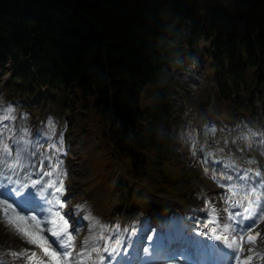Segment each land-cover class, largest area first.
<instances>
[{"label": "trees", "instance_id": "obj_1", "mask_svg": "<svg viewBox=\"0 0 264 264\" xmlns=\"http://www.w3.org/2000/svg\"><path fill=\"white\" fill-rule=\"evenodd\" d=\"M180 38L225 41L233 56L255 41L256 76L264 71V0H0V46L91 92L130 152L138 92L158 75L152 46Z\"/></svg>", "mask_w": 264, "mask_h": 264}, {"label": "rangeland", "instance_id": "obj_2", "mask_svg": "<svg viewBox=\"0 0 264 264\" xmlns=\"http://www.w3.org/2000/svg\"><path fill=\"white\" fill-rule=\"evenodd\" d=\"M209 44L207 40H201L199 42L198 46V59L202 62L205 63L206 71L207 73L211 72V66L207 63L208 60V48ZM3 83L0 85L2 86ZM11 88V87H10ZM13 89V88H12ZM11 93L17 94L19 92L17 91H11ZM191 93H187V95H190ZM202 94V95H201ZM215 95L214 90L210 89L209 90H204L203 92V86L201 85V91L200 93L193 92V94L189 97L188 101H190L191 107H194L196 109L200 108H206L208 103H211L212 100V95ZM169 96H172V94H169ZM195 100V102H194ZM208 102V103H207ZM146 103V97L143 96L141 98V104ZM177 104L174 103L173 106H176ZM262 110L259 112V116L255 119L256 125L252 126L251 129V134H246L244 132H240V129L238 126H234L236 128V134L232 132H228L227 139H229L230 143L238 142V144L248 143L249 148L247 149V152H251V144H255L256 147H258V144L260 143V140L257 138L258 134H262V131L264 130V102L259 103L258 108ZM56 111L57 116H64L65 119L67 120L68 123H74L75 121V111L70 112V111H65L63 110V107H59L58 109H54ZM172 110V107H171ZM218 108H214V114L217 112ZM219 113V112H218ZM217 113V114H218ZM89 119L86 120V122H80L75 126V133L79 134L80 140H76L73 138V135L71 136V142H73L72 149L70 151V155L74 156V154L77 153L78 150L81 148V143L83 144V153L84 157L87 161V164L90 168L89 172V185L90 187H99L103 189L108 190V198L112 197V188L114 187L113 184L115 185L116 179L118 177V173H116L115 169V163L114 160L112 159L108 147L105 143V138L103 134V129L102 126L94 119H90V115L88 117ZM72 126V125H71ZM72 133V129H71ZM70 133V134H71ZM165 134H159L160 138V143L161 145V137H162V143H164V140L166 141V136ZM161 135V137H160ZM225 143H228V141L225 140V142H222L223 147L220 149L217 144H212L213 146V153L219 156L220 154H223L225 156V152L228 153V146L225 147ZM168 146V145H167ZM166 148V147H164ZM236 151V150H235ZM79 152V151H78ZM254 154H258L257 152ZM72 160V170L70 168V173L68 174L69 177V182H70V177L73 176V180L71 181V186L73 185L74 188H72L73 194H71V200L75 201L79 195V191L82 190L83 188V183L81 182L83 178H75V169L78 164H83L79 161H75V159L71 158ZM182 162V161H180ZM85 165V164H84ZM165 169L167 170L168 174L174 176L176 173L175 168L171 164H164L163 165ZM183 166V179L185 180V185L181 189L182 195H186L187 192H189L190 187H193L192 185H197L198 192H202L206 188L209 190H212V195L216 198L218 203H221L220 195H219V185L217 184V181L214 176H212L211 172L207 170V172L202 169L201 167L193 168L187 166L184 162H182ZM86 168V165H85ZM175 172V173H174ZM116 173V175L113 177V175ZM177 178V177H176ZM178 179V178H177ZM84 182V181H83ZM197 182V184H196ZM142 186V185H141ZM190 186V187H189ZM184 188V189H183ZM75 189H78L75 191ZM122 189V188H121ZM137 191L136 193L141 195V192H143L144 186H142V189L140 187H136ZM123 190V189H122ZM163 190V189H162ZM75 191V192H74ZM71 192V190H70ZM70 197V196H69ZM81 197V196H80ZM112 200V199H111ZM108 204H112L114 207L115 202L114 201H105ZM118 206V205H117ZM262 231H264V221L263 224L261 225ZM94 259V256L93 258Z\"/></svg>", "mask_w": 264, "mask_h": 264}, {"label": "bare ground", "instance_id": "obj_3", "mask_svg": "<svg viewBox=\"0 0 264 264\" xmlns=\"http://www.w3.org/2000/svg\"><path fill=\"white\" fill-rule=\"evenodd\" d=\"M43 153H45V151H43ZM29 158L32 160H35V157L30 155V154H29ZM4 162H6V160H4L3 158H0V164H2ZM18 165H19V163H18ZM25 168H26V165H24V160H22L20 163V169H22V171H24ZM22 174H25V173H21V174H19V176H16V175L11 176L8 174H2L1 180L4 181L5 183H11V185H12L11 188L14 190L18 185L13 183V181L19 180L21 183H25L28 185V182L31 180L30 177H32V175H30V174H25L24 177L22 178L24 180L20 179L19 177ZM49 182L51 183V185H53L52 181L49 180L47 183H49ZM41 183H42V181L40 182V184ZM54 189H55L54 187L50 188V187L45 186L44 191L49 190L51 192ZM7 198L9 199V197H7ZM253 202L255 203L256 201H253ZM6 205L7 204H5L3 200L0 201V217H4L7 221H11L13 224H15L16 220L21 221L20 215H18L17 212L13 211L12 210L13 208L11 206H6ZM16 206H18V204ZM73 208H75V207L70 206L69 208H64V209L72 210ZM52 210H54L53 214H51ZM56 210L57 209H55V206L51 209V211L49 209H46V207H43V208L36 210L35 211L36 217H35L34 223H39L40 228L43 227L44 229H49L51 231L50 232L51 235H52L53 231L59 232L60 228H58V227L62 228L63 226H65V228H67L69 230V226H70L69 224L71 222L69 220H67V218L61 219V223L57 227L58 220L60 219L61 216H58L57 214H55ZM6 220H3L1 222V225H4L3 222ZM64 220H67V222L69 224L67 223V225H65ZM29 224H31V223H29ZM44 224L46 227H44ZM25 225H27V224L23 223L22 227H25ZM212 226H213L214 230L216 229V232L213 234L209 233V236H214V235L219 234V235H221V237L218 236V238H220L221 242L227 241L229 243H232L235 246L240 245L237 240H234V238H231L229 236V234H227V232L225 231V228L222 225L220 227H216L215 224H213ZM65 228H63V229H65ZM72 228L75 229L73 226H72ZM30 231H32V230H30ZM63 232L64 231H61V234ZM34 233L38 234L35 231H34ZM15 235H17V236H14L15 240L13 239L11 242H9L6 239L10 237V233H8V232L0 233V264H46L45 258L37 250H34L35 249L34 247L39 246L38 244H36V245L32 244L27 239V237L24 236L18 230L17 227L15 230ZM38 236L43 237L44 242L46 241L45 237L42 234H38ZM66 237H68V236H66ZM122 239H124V238H122ZM78 240H80L79 244L81 245L83 240L81 239V237ZM73 241H74V236H73V240L70 242H62V240H61V242L58 243L61 246L65 243L71 244V247L69 248V251H68L69 255H65L63 252H61V248L58 247V244L56 245L57 247H55L54 244L48 245V246H50L51 249L55 250L57 253L60 254L58 257H55V258H56V260L59 259L62 262V264H65V263L78 264L77 260L81 256H85L86 252L83 249V247L80 246L79 244L76 246H73L74 245L73 243H75V241L74 242ZM45 246L47 247L46 244H45ZM167 248L171 251H170V254L169 255L167 254V256L164 258L165 260L170 258L169 256L172 254L173 251L182 252L185 250L183 247H180V246L179 247H171V246L167 247L166 246L165 249H167ZM42 249L44 250V248H42ZM33 250H34V252H33ZM253 250H251V248L249 247V250L247 252H245L244 257L235 254L233 256L232 264H253V254H254ZM101 252L102 251L98 252V258H101V256H99ZM162 252H164V251L162 250ZM32 253L36 254L35 260L29 259V257L31 256ZM75 253H77V254L75 255ZM148 259H149V257H148Z\"/></svg>", "mask_w": 264, "mask_h": 264}, {"label": "snow or ice", "instance_id": "obj_4", "mask_svg": "<svg viewBox=\"0 0 264 264\" xmlns=\"http://www.w3.org/2000/svg\"><path fill=\"white\" fill-rule=\"evenodd\" d=\"M5 155H7V152H5ZM201 156H203V153H201ZM5 171L12 172L14 170L6 169ZM228 179L230 181L232 178L230 177ZM235 179L237 181L245 184V185H248L249 183L252 185H255V184H259V183L264 182V177L257 176L255 173H253L252 176L237 175V176H235ZM13 183H15L18 186L14 190L12 188H7L6 192L4 194L9 195L10 197L17 198L19 200V202L23 205L30 204L32 202L34 196H35V192L32 190H25V189H28L29 186L25 183H21L19 180L13 181ZM33 185H35V182H33ZM3 187H5L4 183H0V188H3ZM63 190H64V188H63V185L61 183V187L57 190L56 194L59 195L60 192H62ZM256 191H257L256 187L253 186L251 188V192L256 193ZM48 194L49 193L46 191H40L41 196L46 197ZM246 201H247L248 207L245 208L242 213H239L238 218H237L238 227L236 230L240 233H243L246 230L250 231L251 226L256 225L258 223L260 212L264 211V202L254 203L252 199L247 198V197H246ZM4 203L7 204L8 201L5 200ZM49 203H51V202H49ZM59 203L62 205L64 203V201L60 200ZM240 206L243 207V202H241ZM50 211H51V209H50ZM20 219H23V218L21 217ZM61 219H63L62 216H61ZM67 223H68L67 220H64V224L67 225ZM16 226H17L18 230L24 236H26L27 239L32 244L40 245L42 248H44L45 252H48L53 257H58L60 255L55 250L51 249L50 246L46 247L43 237H39L38 234L30 231L28 227H21L19 224H17ZM62 231L67 232L66 229H62ZM259 234H260L259 232L255 233V235L250 234L248 236V241L249 242L254 241ZM52 235L56 236L60 239H63V237H61L60 232L53 231ZM67 235L71 236V232H67ZM240 240L243 241V235L240 236ZM58 247L61 248V252H63L65 255H69L68 249L71 247L70 243H65L62 246L58 244ZM242 247H243V245H241V248ZM114 251H115V249H113V252ZM29 259L35 260L36 254L32 253L31 256L29 257ZM56 264H62V262L59 259H57Z\"/></svg>", "mask_w": 264, "mask_h": 264}]
</instances>
